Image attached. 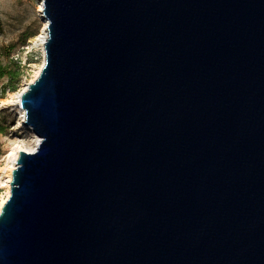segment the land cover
<instances>
[{"label": "water", "instance_id": "obj_1", "mask_svg": "<svg viewBox=\"0 0 264 264\" xmlns=\"http://www.w3.org/2000/svg\"><path fill=\"white\" fill-rule=\"evenodd\" d=\"M40 1L0 264H264V0Z\"/></svg>", "mask_w": 264, "mask_h": 264}, {"label": "rangeland", "instance_id": "obj_2", "mask_svg": "<svg viewBox=\"0 0 264 264\" xmlns=\"http://www.w3.org/2000/svg\"><path fill=\"white\" fill-rule=\"evenodd\" d=\"M40 3V0H0V62L11 66L12 59L20 60V86L16 91L34 78L35 69L43 61L42 48L36 45V37L42 28V13L38 10ZM5 81V77H0V100L12 93L6 92L2 96ZM16 114L18 112L13 106L0 104V168L15 146L22 145L31 150L35 147L31 130L16 126ZM2 196L4 188L0 183Z\"/></svg>", "mask_w": 264, "mask_h": 264}, {"label": "bare ground", "instance_id": "obj_3", "mask_svg": "<svg viewBox=\"0 0 264 264\" xmlns=\"http://www.w3.org/2000/svg\"><path fill=\"white\" fill-rule=\"evenodd\" d=\"M38 10L40 13H42L41 3L39 4ZM41 16H42V14H41ZM46 34L47 33H46V28H45V20L42 18V28H41L40 34L36 37V45L37 46L42 48L43 42L46 38ZM39 69H40V66L37 69H35L33 77H35L38 74ZM24 87H22V88H24ZM20 91H21V89H19L18 91L10 93L6 98H3L0 100V104L5 105V106H13L15 99L18 98V96H19ZM16 110L18 113L20 112L19 109H16ZM20 127L25 128L27 130H30L29 127H26V126H20ZM31 134H32L33 142L36 144L38 139L32 132H31ZM19 149L31 151V149H28L22 145L15 146L7 154V159H6L5 163L3 164V166L0 168V183H1V186L4 188V196L0 197V209H1L3 202L5 201L6 197L9 194L11 171L14 168L15 159L17 158V152Z\"/></svg>", "mask_w": 264, "mask_h": 264}, {"label": "trees", "instance_id": "obj_4", "mask_svg": "<svg viewBox=\"0 0 264 264\" xmlns=\"http://www.w3.org/2000/svg\"><path fill=\"white\" fill-rule=\"evenodd\" d=\"M24 41V40H23ZM31 59V58H29ZM13 63L11 66H7L0 62V77H5L6 81L2 84V96L5 95L6 92H15L20 86V60H11ZM2 128H0V132Z\"/></svg>", "mask_w": 264, "mask_h": 264}]
</instances>
